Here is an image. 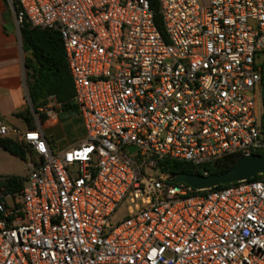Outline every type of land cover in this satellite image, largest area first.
<instances>
[{"label": "built area", "instance_id": "1", "mask_svg": "<svg viewBox=\"0 0 264 264\" xmlns=\"http://www.w3.org/2000/svg\"><path fill=\"white\" fill-rule=\"evenodd\" d=\"M5 1L18 34H59L85 137L53 150L61 104L23 82L35 128L0 120L27 150L20 191L0 176V264H264V174L197 190L159 169L264 153V0H157L161 31L146 0Z\"/></svg>", "mask_w": 264, "mask_h": 264}, {"label": "trees", "instance_id": "2", "mask_svg": "<svg viewBox=\"0 0 264 264\" xmlns=\"http://www.w3.org/2000/svg\"><path fill=\"white\" fill-rule=\"evenodd\" d=\"M150 10L153 12V19L157 28L161 31V20L158 14L159 6L157 0H146ZM20 45L23 53V66L25 70V82L27 94L34 109L45 105L46 98L54 96L61 104V112L66 111L78 116L77 107L73 102V89L70 75L67 68V62L63 51L61 38L57 32L31 28L24 23L19 30ZM13 117L21 120L23 124L34 129L30 112L27 108L19 111ZM44 117H41L43 123ZM50 147L53 149L51 136L47 137ZM0 148L10 155L25 161L26 148L12 140H0ZM236 162L233 157L221 160L214 167H210L209 174H221L232 167ZM161 172L170 175L186 173L190 175H201L202 167H194L189 164L171 160H163L159 164ZM12 180L4 183L14 191H20L23 187L21 182H17L20 177L9 176ZM256 177L250 179L254 180ZM229 184L219 185L214 189H223Z\"/></svg>", "mask_w": 264, "mask_h": 264}, {"label": "crops", "instance_id": "3", "mask_svg": "<svg viewBox=\"0 0 264 264\" xmlns=\"http://www.w3.org/2000/svg\"><path fill=\"white\" fill-rule=\"evenodd\" d=\"M10 13L6 1L0 0V120L2 121L26 108L23 55L15 21Z\"/></svg>", "mask_w": 264, "mask_h": 264}, {"label": "rangeland", "instance_id": "4", "mask_svg": "<svg viewBox=\"0 0 264 264\" xmlns=\"http://www.w3.org/2000/svg\"><path fill=\"white\" fill-rule=\"evenodd\" d=\"M10 15H12V13H10ZM23 82H25V76ZM4 123L18 129H23L25 127L21 120L13 117L4 120ZM43 130L46 135L51 136L54 146L53 150H65L69 147H73L80 143L85 137L83 122L80 116H75L66 111L59 113L58 123L53 126H44ZM26 174L27 165L25 161L10 155L0 148V176L23 177Z\"/></svg>", "mask_w": 264, "mask_h": 264}, {"label": "water", "instance_id": "5", "mask_svg": "<svg viewBox=\"0 0 264 264\" xmlns=\"http://www.w3.org/2000/svg\"><path fill=\"white\" fill-rule=\"evenodd\" d=\"M262 97L264 98V77L262 83ZM262 128L264 130V119ZM131 150H134V148H131ZM258 174H264V153L242 157L238 159L232 167L221 174L201 176L180 173L173 179V182L176 184L184 183L193 189L204 190L212 189L219 185L250 180Z\"/></svg>", "mask_w": 264, "mask_h": 264}]
</instances>
